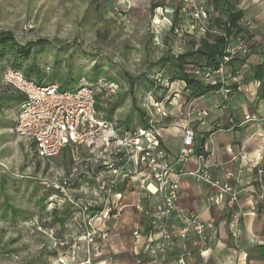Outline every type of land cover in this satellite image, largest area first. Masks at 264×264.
<instances>
[{"label":"rangeland","instance_id":"1","mask_svg":"<svg viewBox=\"0 0 264 264\" xmlns=\"http://www.w3.org/2000/svg\"><path fill=\"white\" fill-rule=\"evenodd\" d=\"M120 1L0 0V33L12 32L22 46L47 40L34 48L27 62L36 63L44 74L50 72L46 80L41 73L31 77L38 84L56 81L62 87L67 76L74 83L60 90H69L90 78L105 77L108 82L116 78L123 88L115 92L124 102L113 120L121 125L132 118L131 128H135L145 121L137 110H148L154 118L167 112L162 107L171 106L168 97L190 93L183 82H177L175 87L171 83L167 92L147 95L159 84L158 76L179 75L172 58L192 52L203 34L190 27L181 30L179 25L171 29L164 9L180 0H131L128 11L116 12L114 4ZM6 65V59L0 62V73ZM190 68L185 67L191 72ZM127 73L135 80V100L132 93L124 94V87L131 90ZM5 138L10 143L3 148L0 140V264H70V232L82 230L81 223L70 219V202L49 184L66 180L80 198L85 196L83 189L89 188L88 199L99 207L102 194L98 183L85 184L84 174L95 171L106 178L104 162L110 157L109 150L105 153L102 142L96 140L90 145L93 156L85 151L87 146L74 150L73 155L66 147L59 155L43 160L35 156L30 141L18 138L14 129L8 130Z\"/></svg>","mask_w":264,"mask_h":264},{"label":"crops","instance_id":"2","mask_svg":"<svg viewBox=\"0 0 264 264\" xmlns=\"http://www.w3.org/2000/svg\"><path fill=\"white\" fill-rule=\"evenodd\" d=\"M206 1L214 20L223 16L213 0ZM226 6L232 13H242L238 21L242 31L237 36L244 34L251 49L246 61L238 58L226 66L228 84L232 85L233 91L225 94L219 78L213 77L210 84L219 86L195 100L196 110L209 112L203 121L196 114L190 119L181 114L187 111L189 96L186 93L185 96L176 93L179 105L169 102L170 107H162L167 112L154 116L156 120H153L168 160L176 158L188 123L196 131L198 148L204 142L210 144L214 178L233 184L240 192L237 203L226 200L221 204H210L208 198L218 193L216 188L189 175L180 179L178 205L196 213L201 221L214 225L208 231L207 245L202 250L197 247L195 251V264H264V176L262 183L254 180L256 170L264 169V120H261L264 117V0H226ZM164 10L171 29L179 25L181 30L190 27L197 31L190 10L182 0L178 5L165 6ZM245 20H250L253 27L246 28ZM3 74L4 71L0 73V140L4 148L10 143L5 133L14 129L10 126L15 122L26 96L6 84ZM236 74L241 75L240 81L233 83L229 77ZM177 82H183L186 87L182 80L172 82V86L175 87ZM177 85L179 87L180 84ZM149 114L152 115L151 112ZM95 141L82 145L87 146L85 151L90 155L94 154L90 145ZM228 147H232L234 152L229 153ZM196 163V157H192L186 170L195 169ZM150 188L154 190V187ZM158 202L159 196L148 193L138 180L122 181L112 197V207L121 209L120 214L97 222L100 237L94 249V262L176 264L185 247L196 246L199 241L196 236L190 234L189 240L181 237V220L174 215L169 229L176 239L172 246L159 250L162 234L156 212ZM138 206H142L144 211ZM239 210L242 217L234 234L230 220L232 214ZM135 231L138 235L134 234Z\"/></svg>","mask_w":264,"mask_h":264},{"label":"built area","instance_id":"3","mask_svg":"<svg viewBox=\"0 0 264 264\" xmlns=\"http://www.w3.org/2000/svg\"><path fill=\"white\" fill-rule=\"evenodd\" d=\"M190 10L191 18L200 33H210L223 36L227 39L226 48L219 58V66L211 71L204 67H194L196 76L210 84L213 77H218L223 84L225 94L233 91L232 85L228 84L226 66L235 59H246L250 56L251 49L244 34L229 36L221 28L212 25L213 14L206 0H182ZM131 0H122L114 4L116 12L128 11ZM226 21L223 19V22ZM246 28H252L250 20L243 21ZM236 42V45L234 44ZM240 74L230 75L233 83L240 81ZM6 84L14 86L26 96L25 103L15 116L14 132L18 138L29 140L34 144L36 157L39 159H51L61 153L67 146H81L94 140H100L107 152L121 153L120 162L115 164L108 161L106 156L101 157L108 167V176L98 177V191L102 194V206L97 207L93 199L80 201L69 187V183L53 181L49 185L61 193L66 201L77 208L73 220H79L82 230L70 232V264H96L93 252L97 246L98 233L97 222L110 216H118L121 209L112 207V197L122 181L138 180L143 188L154 195L159 196L156 205L157 216L160 220L159 230L162 234L159 250L164 251L167 246L173 245L174 233L169 229L171 218L176 215L181 220V237L189 240L190 234L198 238L196 246L187 248L177 257L176 264H195V251L197 247L202 250L207 245L208 231L214 225L211 222L201 221L194 212L184 210L178 205L180 179L183 176H192L199 181L208 184L218 190L208 200L210 204H221L228 200L237 203L240 192L229 182H221L214 178L211 171L210 144L204 142L198 148L196 143V131L187 123L185 132L176 158L168 160L166 150L162 147L160 136L151 117L147 119L146 126H138L131 131L120 134L117 123L99 116L96 108V90L85 82L73 89L60 90L57 82L38 84L33 79L27 78L21 69L8 68L3 74ZM159 82L162 78L157 77ZM112 91L117 89L114 83H106ZM169 101L179 105L178 95H174ZM196 98H189L187 111L182 112L190 119L196 114L203 121L208 115L207 110H196ZM264 120V117L261 118ZM227 151L233 153V148ZM108 153V152H107ZM242 154V153H241ZM245 156L244 154H242ZM192 157H196L195 169L188 171L186 165ZM96 158V157H94ZM237 158V155H234ZM97 160V159H96ZM264 169L258 168L254 180L262 183ZM23 178L25 176H20ZM154 187L152 190L150 187ZM84 188V195H88ZM144 211L142 206H138ZM242 212L232 214L230 227L234 234L237 233L241 221ZM51 238L54 233L51 232ZM138 235V231H135ZM63 245V242H60ZM58 244V241H56ZM61 263H65L62 258Z\"/></svg>","mask_w":264,"mask_h":264},{"label":"trees","instance_id":"4","mask_svg":"<svg viewBox=\"0 0 264 264\" xmlns=\"http://www.w3.org/2000/svg\"><path fill=\"white\" fill-rule=\"evenodd\" d=\"M215 4L221 9V17H218L214 20H212V25L214 27L221 28L225 31L226 35L229 36L231 34L237 35L241 33L242 29L240 28L238 21L242 18L241 12H235L232 13L229 8L226 6V0H213ZM157 7V6H154ZM226 15V16H224ZM223 19L226 21L223 22ZM173 29V28H172ZM47 43V40L40 39L36 42H29L25 46L20 45L17 40L15 39V36L10 31H3L0 33V62L5 61V59L8 62V65L4 66L5 70L8 68L12 69H21L26 75L27 78L32 79L35 74L41 73L44 77V79H47V75L50 73L44 74L42 70H40L39 66L34 63L33 65L27 64L29 61V58L31 56L32 51L34 48L44 45ZM227 44V39L223 36H216L213 34H210L209 32L200 37V39H197V43L195 44V49L192 52H186L184 54L177 55L172 58L175 67H177L179 71L178 76H174L172 78H166L165 76L162 77V82H159V84H156L154 87V90L148 91L147 95H153V92L159 93L158 90H161L162 92H167V89L169 88L170 84L174 82L175 80H182L186 84V88L188 90L187 95L189 98H196L200 97L202 95H205L212 91L213 89H216L219 85H211L208 83H205L201 77L196 76L194 73V67H204L205 70L209 69L211 71L215 70L219 66V58L223 54ZM164 58H161V62ZM160 63V62H159ZM191 67L190 71H187L185 69L186 66ZM264 68V64H263ZM102 72V71H101ZM98 74V71H97ZM127 78L130 80L131 90H127L124 87V94H130L132 93V97L135 100V96H133L134 88H135V80L134 77L130 74H126ZM98 76V75H97ZM72 77L67 78V76H64L63 78V85L70 86L74 82L72 81ZM112 82H108L105 77H94L90 78V80L87 82L91 84L95 90H96V108L98 111L99 116L111 119L113 120V115L116 112L117 109L121 107V104L124 102L123 99H118V92L112 91L110 88L106 86V83H114L117 85V89H120L123 84L119 82L116 78H110ZM44 82L43 85L53 82ZM61 87V88H62ZM123 88V87H122ZM115 93V94H114ZM26 101V99H25ZM24 101V103H25ZM158 102H160L158 100ZM106 109V111L104 110ZM137 113L139 114V117L144 119L145 121L138 125V126H146L147 125V119L150 116L148 110L142 109L137 110ZM147 113V114H146ZM132 118H129V121L131 122ZM128 122V119L125 120L121 125L117 123V129L120 134L126 133L128 131L133 130L134 128H131V124ZM136 126V127H138ZM135 127V128H136ZM103 145V144H102ZM34 147V144H33ZM70 148V153L72 154L74 150H79L82 148L81 146H67ZM104 149V145L102 146ZM66 148V147H65ZM102 149V150H103ZM35 150V147H34ZM101 150V151H102ZM107 153V152H105ZM73 155V154H72ZM94 154H92L93 156ZM110 157L109 162L111 163H119L121 159V153L116 152H109ZM36 156V153H35ZM44 160V159H43ZM84 183H96L97 182V174L96 172H92V174L86 175ZM24 178V177H23ZM57 191V190H56ZM60 193V192H58ZM80 199V201H84L88 199L87 195L83 196V200L80 197H77ZM73 207V205H70V219L72 220L74 216L77 213V208ZM57 209V208H55ZM60 222H64V218H59Z\"/></svg>","mask_w":264,"mask_h":264}]
</instances>
